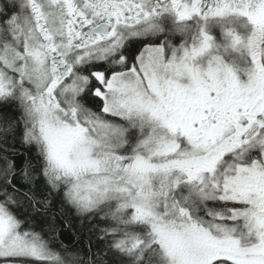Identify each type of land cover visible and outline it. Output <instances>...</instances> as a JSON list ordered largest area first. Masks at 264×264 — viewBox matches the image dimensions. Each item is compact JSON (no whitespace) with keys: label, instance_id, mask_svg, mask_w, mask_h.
Here are the masks:
<instances>
[{"label":"snow or ice","instance_id":"1","mask_svg":"<svg viewBox=\"0 0 264 264\" xmlns=\"http://www.w3.org/2000/svg\"><path fill=\"white\" fill-rule=\"evenodd\" d=\"M0 264H264V0H0Z\"/></svg>","mask_w":264,"mask_h":264}]
</instances>
